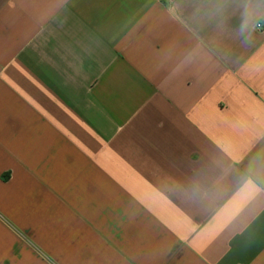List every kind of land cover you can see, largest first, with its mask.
<instances>
[{"label": "crops", "instance_id": "0c3cea01", "mask_svg": "<svg viewBox=\"0 0 264 264\" xmlns=\"http://www.w3.org/2000/svg\"><path fill=\"white\" fill-rule=\"evenodd\" d=\"M0 264H264V0H0Z\"/></svg>", "mask_w": 264, "mask_h": 264}]
</instances>
